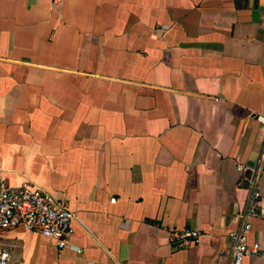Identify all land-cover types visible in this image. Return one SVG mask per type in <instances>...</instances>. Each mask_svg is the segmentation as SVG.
Segmentation results:
<instances>
[{"label":"crops","instance_id":"0c3cea01","mask_svg":"<svg viewBox=\"0 0 264 264\" xmlns=\"http://www.w3.org/2000/svg\"><path fill=\"white\" fill-rule=\"evenodd\" d=\"M264 0H0V182L72 215L11 264H264ZM198 230L187 248L174 232Z\"/></svg>","mask_w":264,"mask_h":264},{"label":"built area","instance_id":"2783aa9c","mask_svg":"<svg viewBox=\"0 0 264 264\" xmlns=\"http://www.w3.org/2000/svg\"><path fill=\"white\" fill-rule=\"evenodd\" d=\"M59 1L52 0V4ZM257 120L264 124L263 117H257ZM252 186L253 182L246 208L237 215L238 226L229 234L228 264H242L246 257L260 253L258 242H248L250 220L256 218L259 213L258 194L252 190ZM17 228L54 239L57 247L62 249L67 246L73 234L72 215L64 203L51 200L34 184L26 182L12 188L0 182V234ZM199 237L198 230L186 229L172 233L171 241L176 248H187ZM0 264H11L8 252L1 249Z\"/></svg>","mask_w":264,"mask_h":264}]
</instances>
